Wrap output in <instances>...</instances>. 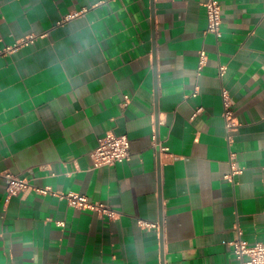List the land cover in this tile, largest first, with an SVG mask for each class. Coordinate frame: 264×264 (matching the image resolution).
Returning <instances> with one entry per match:
<instances>
[{
	"label": "crops",
	"instance_id": "1",
	"mask_svg": "<svg viewBox=\"0 0 264 264\" xmlns=\"http://www.w3.org/2000/svg\"><path fill=\"white\" fill-rule=\"evenodd\" d=\"M205 1L0 0V51L37 36L0 56V264H238L232 241L264 244V0H219L218 38ZM107 133L129 159L93 169ZM6 173L28 189L7 199Z\"/></svg>",
	"mask_w": 264,
	"mask_h": 264
},
{
	"label": "built area",
	"instance_id": "2",
	"mask_svg": "<svg viewBox=\"0 0 264 264\" xmlns=\"http://www.w3.org/2000/svg\"><path fill=\"white\" fill-rule=\"evenodd\" d=\"M206 13V33L213 35L215 38L220 36L221 26V6L219 0H206L203 4ZM82 12H74L63 17V23L79 16ZM37 39L35 35H29L14 43L12 46L5 47L0 51V56L5 54H11L21 47H27ZM206 61V53L202 50L199 53V65L198 71L204 66ZM224 67H219V76L224 74ZM222 103V118L224 120V128L227 133L234 132L240 126L234 110L232 98L229 91L225 88L220 92ZM125 102L127 97H124ZM198 109L196 112H198ZM155 141V136H152ZM230 136L227 135V140L230 141ZM166 148H162V151H166ZM92 168L99 169L113 166L118 162H122L129 159V141L125 135H115L113 133H107L104 137L98 139L96 147L89 154ZM238 173L237 169L231 164V174L225 177L231 181L232 176ZM5 180V194L6 198L16 197L28 189L29 183L25 178H19L9 173L3 175ZM40 195H50L58 199H63L67 202L69 207L75 209H87L95 214L106 217L109 220H114L118 217V213L112 210L105 204L98 202H91L82 194L78 193H59L51 190L50 188L35 189ZM138 224L144 228L156 229V223H149L145 221H138ZM59 227L63 226V223H57ZM233 254L238 264H264V244L255 243L253 245H247L241 240H235L230 243Z\"/></svg>",
	"mask_w": 264,
	"mask_h": 264
}]
</instances>
